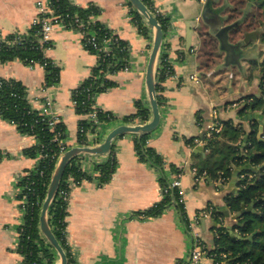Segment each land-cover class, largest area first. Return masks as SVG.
<instances>
[{
  "label": "crops",
  "instance_id": "obj_1",
  "mask_svg": "<svg viewBox=\"0 0 264 264\" xmlns=\"http://www.w3.org/2000/svg\"><path fill=\"white\" fill-rule=\"evenodd\" d=\"M39 1L50 5V0H0V38L16 32L26 34L39 13ZM69 1L82 8L96 5L100 13L94 20L112 29L129 45L130 70L110 76L117 85L99 93L96 105L119 118L134 114L139 100L149 108L145 73L154 34L147 21L142 17L143 25L148 28V36H144L134 21L135 15L128 0ZM150 1L157 12L169 18L170 27L162 50L174 70L172 76L158 81V94L164 100L160 106L162 119L147 141V147L156 152L161 163L143 160L136 151L137 136L124 135L113 145L116 170L112 179L102 186L96 181L85 180L71 190L66 230L73 264H175L178 259L188 258L193 237L175 205L157 217L141 215L162 201L161 180L169 182L181 174L186 195L185 209L193 223L204 209L215 208L221 213L228 209L226 198L239 192L242 172H250L249 178L252 179L255 176L259 179L262 172V167L250 164L252 169H261L259 175L253 170L241 171L243 167L233 166L232 176L226 181H214L207 176L197 181L192 170L209 156L203 140L209 138L208 125L214 110L221 121H241L248 131L254 123L245 121V117L239 120L240 106L235 102L262 94L261 67L251 68L252 58L264 59L260 31L247 32L254 33V36L247 45H242L241 60L237 52L228 57L222 52V56L206 69L203 63L213 51L204 37H200L197 26L199 24L204 31L215 33L236 23H224L228 16L222 9L226 0H212L211 4L209 0L204 3L199 0ZM187 22L195 28L190 52L185 48ZM247 33L239 34L234 40L229 38V42L245 43ZM51 41L53 45L45 54L60 68V80L56 85L44 89V68L40 65L30 67L19 59L0 64V78L21 81L27 88L30 104L36 110L42 108L47 96L50 97L52 111L65 124L69 142L75 146L79 121L83 117L75 111L72 91L90 77L98 57L85 47L82 36L74 30L57 27L51 34ZM238 62L240 67L236 65ZM193 75L197 76L194 80L191 79ZM200 119L202 124H199ZM117 125L120 124L101 125L99 134L102 139ZM189 140H194L197 145L192 148ZM36 142L34 137L20 132L16 125L0 115V152L12 156L0 162V264H26L19 250L20 228L24 223L20 181L22 175L38 163V159L23 155V150ZM246 142L247 137L243 145ZM198 147H203V151L195 153ZM102 160H105V155L85 156L81 160L82 169L96 175L95 166ZM237 172L238 178L233 180ZM226 219L227 227L233 228L237 220ZM214 223L212 217L202 218L196 228L208 248L213 247L217 236ZM213 261L212 257L206 256L200 264H213ZM54 264H60L57 256Z\"/></svg>",
  "mask_w": 264,
  "mask_h": 264
},
{
  "label": "trees",
  "instance_id": "obj_2",
  "mask_svg": "<svg viewBox=\"0 0 264 264\" xmlns=\"http://www.w3.org/2000/svg\"><path fill=\"white\" fill-rule=\"evenodd\" d=\"M148 8L156 15L165 34L169 30V18L157 12L150 0H142ZM212 0L208 3L211 4ZM135 15L134 21L138 29L144 36H148V28L142 23V16L129 3ZM223 10L228 13L224 23L237 22L238 25L231 30L230 39L234 40L239 34L260 31V40L264 43V16L259 12L264 8V0H226ZM50 6L54 16H60L63 25L67 29L78 30L75 20L78 18L85 27V47L98 57V62L92 74L84 80L77 88L72 91V100L75 102V111L83 119L79 121L77 143L79 146H90L102 141L99 128L104 123L113 124H142L150 119L151 112L146 104L139 100L136 103V112L130 116L119 118L96 105V96L99 93L108 91L115 87L117 83L110 76L115 75L125 67H130L129 45L122 40L117 33L105 26L102 22L94 20L99 15L100 9L96 5H89L82 8L73 5L69 0H50ZM228 11V12H227ZM49 16V14H47ZM42 17V16H41ZM201 36L207 35L205 41L211 45L213 53L207 62L203 63L204 68L209 69L213 62V56H219L218 40L201 32ZM94 36L96 49L92 43L88 42V37ZM41 36V26L32 25L26 34L13 33L0 38V64L19 59L26 65L30 61L43 65L45 68V81L43 88L56 85L60 80V68L54 61L49 59L45 50L52 47L53 43L43 42ZM110 41L113 52L105 51V40ZM163 49V48H162ZM217 51V52H216ZM258 64L254 61L251 68L255 70ZM172 68V63L163 50L160 55L157 71V92L159 93L158 81L166 79L165 70ZM261 67L260 88L262 94L257 97H244L237 103L245 108L238 110L239 120L246 116L249 109L264 110V64ZM174 74V71L171 72ZM171 74V75H172ZM170 75V76H171ZM163 98L158 94L159 105L162 106ZM95 114L97 121L87 116ZM0 115L10 123H14L20 132L33 136L37 143L23 150V155L33 159H38L36 167L26 171L27 176H22L20 187L22 188L20 200L26 198L24 212V223L20 228V247L19 250L25 257L26 264H54L56 253L46 242L40 232L39 218L42 204L46 197L52 173L55 169L58 156L60 154V144L56 141L59 135L61 139H67L68 131L65 124L60 121L51 127V117L41 114L30 104L28 91L24 84L17 79L0 78ZM203 120H199L202 124ZM221 130L213 132L209 138L204 139L205 148L209 156L198 165V175L207 176L214 181L223 179L228 180L232 176V167H244L250 164L252 167H262L259 179L249 178L250 172L244 171L239 176V192L226 198V206L232 215H236L242 210V205L249 206L256 201L255 212L245 213L233 225V231L243 238H248L254 234L251 241L238 239L230 234L226 225L225 216L213 208L212 219L214 220L217 236L212 248H208L202 241L206 250V255L212 257L214 262L221 261L226 255V264H264V141L259 138V123L251 124L250 130H246L241 121L233 120L221 121ZM95 134L92 139L88 134ZM136 151L145 161L153 164H160L161 159L156 152L147 147L150 134L142 136L136 135ZM249 136V137H248ZM247 142L243 145L244 138ZM189 144L194 148L197 144L194 140H189ZM85 156L73 158L67 165L59 192L51 205L48 213V220L56 238L67 253L68 264H73V258L68 247L66 217L68 200L61 196V192L71 191L67 179L72 177L74 182L81 184L83 181H96L99 186L108 183L116 170V157L114 148L105 155V160L96 164V175L85 172L81 166V160ZM6 158H12L6 155ZM211 159L213 160L212 163ZM3 156L0 155V162ZM37 168V170H36ZM40 170V171H39ZM43 172V175H41ZM180 174V173H179ZM244 175V178H241ZM41 179V180H40ZM162 189L167 187L168 181L162 179ZM29 187V188H28ZM26 193V194H25ZM177 191L169 194L163 193V199L159 204L141 213L142 216L157 217L169 206L175 205L186 224L187 230L190 223L185 207L177 204ZM208 209V208H207ZM204 209L203 211H205ZM202 212V211H201ZM202 219H200L201 223ZM175 264H188L187 258L178 259Z\"/></svg>",
  "mask_w": 264,
  "mask_h": 264
},
{
  "label": "water",
  "instance_id": "obj_3",
  "mask_svg": "<svg viewBox=\"0 0 264 264\" xmlns=\"http://www.w3.org/2000/svg\"><path fill=\"white\" fill-rule=\"evenodd\" d=\"M128 1L131 3L134 9L147 21L148 25L152 28L153 34H154L152 49H151V53L149 56L146 73H145L147 101H148V105L150 108L151 116L147 122L142 123V124L117 125L102 139L100 143L95 144V145H90V146L71 147L58 158L55 169L50 179L46 197L42 204L40 218H39V222H40L39 227H40V232L42 236L44 237L46 242L51 246V248L56 253L57 259L59 260L60 264H68V257H67V253L64 250L63 246L58 241V239L56 238L54 232L52 231L50 227L49 220H48V213H49V209L51 205L53 204L59 192L61 180L63 178L67 165L70 163V161L73 158L77 156H104L107 153H109V151L112 149L114 145V142L119 137H122L128 134H135L139 136L150 134L153 131H155L161 123L162 112H161V107L158 102L157 71H158L160 55H161L162 48H163L165 32L161 24L159 23L156 15L148 8V6L142 0H128ZM207 10H209L208 6H207ZM237 24L238 23L236 22L231 25L225 26L217 30L215 33L204 31L202 27L198 24L197 28H198L199 35L201 32H205L209 35H212L219 41V46H220L218 48L219 56L214 55L212 63L215 62V59L222 56V52L226 53V57L232 56L234 53L237 52L239 60H241L242 45L243 44L247 45L251 37L254 36V33H247L245 35V39H244L245 43L231 44L229 42L230 30L234 28L235 26H237ZM194 29L195 28L192 26L191 22L186 23V34H185L186 47L185 48L187 52H190L193 47ZM200 37L201 38L204 37L205 39L207 35L205 36L200 35ZM255 39H257V37ZM211 50H212V47H211ZM252 61L256 62L258 65L264 64V59L258 61L257 59L252 58ZM236 65L240 67L241 63L238 62ZM243 108H245L244 104L239 107V110ZM245 121L247 122L257 121L259 123V138L261 141H264V110L254 111L253 109H249L245 116ZM202 151H203V147H198L195 150V153L202 152ZM248 169L255 171L257 175H259L261 171V169H257V170L252 169L250 165H248V167H243L241 171L248 170ZM238 175H239L238 172L234 173L233 180H236L238 178ZM261 200L264 201V198H262ZM255 204H256V201L252 202L249 206L242 205V210L233 216L230 215V212L228 211V209H223L222 213L225 215L226 218H229L232 220H238L245 213L255 212ZM227 229L232 236L238 239H241V240L251 241L254 236L253 234L248 238H243L240 235H235L233 232V228L228 227Z\"/></svg>",
  "mask_w": 264,
  "mask_h": 264
},
{
  "label": "built area",
  "instance_id": "obj_4",
  "mask_svg": "<svg viewBox=\"0 0 264 264\" xmlns=\"http://www.w3.org/2000/svg\"><path fill=\"white\" fill-rule=\"evenodd\" d=\"M199 1L202 2V3L205 2V0H199ZM38 8H39V11H38L39 13L36 16V18L33 20L32 25L39 24L41 26V36H42V39L41 40L43 42H51V34L54 32V30L57 27H64L63 22H62L60 16H54L53 15V10H52V8H51L50 5H46L42 1H39L38 2ZM47 14H49V16H47ZM75 25H76V28L78 29V30H76V32L80 33V35L82 36V39L85 38V35L86 34H85V27H84L83 22H81L77 18L75 20ZM87 39H88V42L89 43H92V45L94 47H96V49H99L100 50V48H98L97 45H96V43H95V37L94 36L88 37ZM105 44H106L105 51H108V52H111L112 53L113 52V49L110 46V41L108 39L105 40ZM49 48H51V47L46 48V50L49 49ZM46 50H45V52H46ZM36 65H40V64H36V63H34V61H30V63L28 64V66H30V67H35ZM40 66H42L44 68L43 65H40ZM130 67H125L121 71H129L130 70ZM44 70H45V68H44ZM172 71H174L173 70V66H172V68L169 67L168 69H166L164 74L166 76H169L170 77V75L172 74L171 73ZM196 78H197V76H195V75L191 76V79H193V80L196 79ZM44 89H47V88H44ZM73 103H74V108H75V102L73 101ZM52 106H53V101H52V99L50 97L47 96L44 99V101H43L42 108L40 109L41 114L48 115V116L51 117V119H52L51 122H50L51 127H53L56 123H58L60 121V118L58 116H56L54 114V112L52 111ZM87 117L88 118H92L95 121H97L96 115L94 113L88 115ZM12 124H14V123H12ZM208 128H209V134H208L209 137L212 135L213 132H219L221 130V128H222L221 127V124H220V119L217 117V112L215 110L213 111V118H212L211 123L208 125ZM88 136H89L90 139H92L93 137H95V134L89 133ZM55 139H56V141H59V144H60V154H59L58 158L63 153H65L68 149H70L71 147H74L73 145L70 144L69 137L67 139H64L63 140L58 135ZM196 141L198 142V140H196ZM92 145H95V144H92ZM75 146H79V144L76 143ZM0 155L3 156V160H4V159H6V155H8V154L7 153L0 152ZM13 158H16V156H14ZM192 170H193V174L196 176V180L197 181L200 180L202 177L205 176V174L198 175L197 168H194ZM27 175L28 174L26 173V174H24L22 176L25 177ZM41 175H43V172H41ZM244 177L245 176L242 175L241 178H244ZM67 182L69 183V187H70L71 190L75 186L80 185V184L74 182V179L72 177H69L67 179ZM171 191H177L178 200H177L176 203L177 204H180V205H183L185 207V204H186V195H185V190H184L183 185H182L181 174H178L177 177H175L171 181H169L167 187H165L163 189V193L164 194H169ZM70 192L71 191L61 192L60 195L63 196L65 200H68L69 201V199H70ZM20 202H21V204H20L21 205V208L24 211L25 210V204H26V198L22 199ZM212 211H213V209H211V208L206 209L205 211H202L194 219L193 223H191V221H190V223L188 225V228L190 230V233L192 234V237H193V247H192V251H191L189 257L187 258L188 264H200V261L207 256L206 255V250L204 248V245H203L202 240H201V237H200V234H199L198 231H196V228L200 224V222H199L200 219L212 217ZM225 258H226V255L223 256V259L221 261H218V262H214L213 261V264H226ZM34 264H36V263H34Z\"/></svg>",
  "mask_w": 264,
  "mask_h": 264
},
{
  "label": "rangeland",
  "instance_id": "obj_5",
  "mask_svg": "<svg viewBox=\"0 0 264 264\" xmlns=\"http://www.w3.org/2000/svg\"><path fill=\"white\" fill-rule=\"evenodd\" d=\"M224 6H226V5H224ZM228 12V11H227ZM259 12H263V16H264V8L262 9V10H259ZM264 23V22H263ZM213 162V160L211 159V162L210 163H212Z\"/></svg>",
  "mask_w": 264,
  "mask_h": 264
},
{
  "label": "bare ground",
  "instance_id": "obj_6",
  "mask_svg": "<svg viewBox=\"0 0 264 264\" xmlns=\"http://www.w3.org/2000/svg\"><path fill=\"white\" fill-rule=\"evenodd\" d=\"M249 137V136H248ZM36 170H37V168H36ZM40 171V170H39ZM41 180V179H40ZM29 188V187H28ZM26 194V193H25ZM21 197V196H20Z\"/></svg>",
  "mask_w": 264,
  "mask_h": 264
}]
</instances>
